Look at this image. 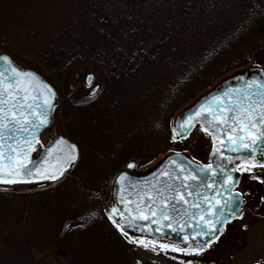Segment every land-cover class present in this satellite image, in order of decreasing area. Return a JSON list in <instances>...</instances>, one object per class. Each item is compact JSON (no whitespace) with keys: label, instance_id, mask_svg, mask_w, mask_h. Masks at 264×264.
<instances>
[{"label":"trees","instance_id":"obj_1","mask_svg":"<svg viewBox=\"0 0 264 264\" xmlns=\"http://www.w3.org/2000/svg\"><path fill=\"white\" fill-rule=\"evenodd\" d=\"M22 1L31 6L30 19L17 16L9 1L0 5V40L6 43L0 53L48 81L44 69H54L65 87L77 72L92 71L100 93L106 90L101 109L111 120L128 116L137 99L161 105L170 118L220 78L261 65L264 0H49L52 19L44 24L34 20L41 0ZM71 107L74 116L85 105ZM100 112L94 108L102 117ZM69 116L57 113L65 122ZM61 131L69 137L67 127ZM44 189L4 190L0 196Z\"/></svg>","mask_w":264,"mask_h":264},{"label":"rangeland","instance_id":"obj_2","mask_svg":"<svg viewBox=\"0 0 264 264\" xmlns=\"http://www.w3.org/2000/svg\"><path fill=\"white\" fill-rule=\"evenodd\" d=\"M8 1L18 12L17 16L25 14L30 19L27 13L31 6L22 0H0V5ZM38 4L42 10L34 20L44 24L52 19L49 16L51 5L49 0H41ZM9 11L14 13L12 9ZM3 40H0V48L6 46ZM259 60L260 66L264 67V52ZM53 70L44 69V72L58 91L59 98L52 128L41 135L39 145L43 146L49 136L62 132L65 126L69 138L79 146L80 156L65 177L50 182L44 190L25 197L6 199L0 196V264H140L141 261L150 264H257L263 259L264 240L259 233L264 229V221L249 224L244 232L245 239L242 237L243 247L237 248L241 243L236 236L239 227L250 220L251 210L264 209L254 205L255 196L248 203L243 219L229 224L220 242L200 252L192 253L143 237H134L131 244L120 239L103 215V208L111 201L115 174L131 159L137 163L134 173L146 172L174 151L208 161L211 137L196 126L189 137L173 141L168 129L170 118L163 114L161 105L145 99L132 102L128 116L119 115L111 120L112 117H105L101 109L106 90L89 98L88 88L83 84V70L78 78L68 83L69 87H65V79ZM77 82L82 83L83 88L73 89L80 84ZM65 90L69 91L67 99L60 101ZM73 105L85 107L74 109V116H71ZM128 106L125 105V109ZM96 107L102 117L94 113ZM58 112L64 117L70 115L69 121L58 120ZM244 173L246 177H243L239 190L261 194L260 182L255 178H264V172L246 170ZM30 186L29 183L0 181V195L4 190L17 191ZM261 198H264L262 194Z\"/></svg>","mask_w":264,"mask_h":264},{"label":"water","instance_id":"obj_3","mask_svg":"<svg viewBox=\"0 0 264 264\" xmlns=\"http://www.w3.org/2000/svg\"><path fill=\"white\" fill-rule=\"evenodd\" d=\"M93 80L92 73L84 78L88 86ZM98 89V84L92 86L89 94ZM56 99L44 77L0 54V180L54 179L77 160V145L62 134L32 158L41 132L51 130ZM197 123L213 139L210 163L174 152L150 172L134 175L130 171L136 163L129 161L116 174L112 202L103 210L111 223L131 234L197 250L241 214L244 201L233 191L239 177L236 163L264 166V68L249 67L202 94L170 119L171 138L186 137Z\"/></svg>","mask_w":264,"mask_h":264},{"label":"flooded vegetation","instance_id":"obj_4","mask_svg":"<svg viewBox=\"0 0 264 264\" xmlns=\"http://www.w3.org/2000/svg\"><path fill=\"white\" fill-rule=\"evenodd\" d=\"M252 169L257 170V171L261 170L264 172V168H262V167L261 168H252ZM258 180L260 182V183L257 182L258 185L260 186L259 190L262 192L261 194L264 196V178H259L256 176L255 181H258ZM261 194L257 193V195H255L254 193L251 192V198L253 199L255 196L256 201H255L254 205L257 207L264 208V198L263 199L261 198ZM242 196H243V194H242ZM243 197L245 199V205H246L248 198L246 196H243ZM244 213L245 212H243L242 215L238 219L233 220L232 222H236L238 220L243 219ZM249 218H250V220H247L246 223H244L243 225H241L239 227V233L236 235V236H239V239L241 241V243H240L241 247H243V239H245L244 232L246 231L248 225L249 224H256L257 222L264 221V209L257 210V211L251 210V216H249ZM225 230H226V227H225ZM225 230H224V233H225ZM242 237H243V239H242ZM259 237L264 240V229L259 233ZM257 264H264V257L262 260L258 261Z\"/></svg>","mask_w":264,"mask_h":264}]
</instances>
